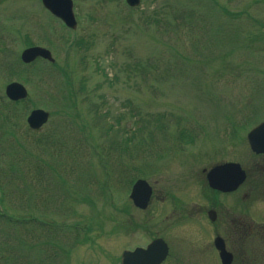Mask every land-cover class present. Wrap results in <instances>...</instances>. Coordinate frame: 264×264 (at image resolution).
I'll list each match as a JSON object with an SVG mask.
<instances>
[{"label": "rangeland", "instance_id": "374dc122", "mask_svg": "<svg viewBox=\"0 0 264 264\" xmlns=\"http://www.w3.org/2000/svg\"><path fill=\"white\" fill-rule=\"evenodd\" d=\"M72 1L74 29L40 0H0L7 23H0V186L8 194L0 205V264H59L69 257L70 264H119L122 250L164 231L190 250L201 247L198 264H218L212 226L206 223L205 234L197 228L204 222L196 210L216 197L199 185L202 168L229 153L223 145L244 149L246 133L264 119V0ZM79 39L81 49L74 45ZM28 43L48 48L56 63L20 62ZM12 80L26 87L27 98L9 105L4 86ZM36 107L50 117L31 130L26 116ZM62 109L90 121L92 129L82 122L83 132L89 128L95 144L84 142ZM171 144H194L183 166L184 155L165 154ZM137 177L153 190L143 211L128 198ZM222 197L230 201L231 194ZM31 214L69 225L53 236L67 245L56 253L41 245L38 260L27 253V244L52 235L39 221L17 220ZM85 227L92 241L77 243L74 232Z\"/></svg>", "mask_w": 264, "mask_h": 264}, {"label": "flooded vegetation", "instance_id": "af4514ba", "mask_svg": "<svg viewBox=\"0 0 264 264\" xmlns=\"http://www.w3.org/2000/svg\"><path fill=\"white\" fill-rule=\"evenodd\" d=\"M235 145L224 144L225 153H229L216 157L214 164L238 162L245 171V178L236 189H223L228 188L232 181L233 175L232 170H230L226 173L227 175L217 176L215 179L218 189L212 188L207 182V169L202 168L204 180L199 187L204 192L207 185V189L213 192L216 200L213 203H208L207 209L205 206L198 205L196 210L201 211L198 220H202L204 224L197 228L205 234L206 223L208 222L212 226L210 227L211 230L209 229L212 236L211 241L215 238L220 239L226 251L231 254L230 264H264V153H256L247 145L244 146V149ZM177 146L185 149L182 144ZM188 151L190 149L186 148V152L183 153L184 159L181 158L179 161L181 166L186 162L185 157L189 155L187 154ZM246 161L248 164H243ZM198 192V195H202L199 190ZM226 194H231L230 201H223L222 195ZM202 196L204 197V194ZM202 203H204L203 200ZM209 216H212L213 220ZM197 228L195 230L199 231ZM156 237H162L168 250L164 259L157 264H198L199 256L202 253V248L198 245L190 250L186 244L180 245L178 238L172 242V238L166 231L159 235L155 234L150 240ZM146 244L147 242L141 246ZM214 250L218 264H221L218 252L215 248Z\"/></svg>", "mask_w": 264, "mask_h": 264}, {"label": "water", "instance_id": "95a60500", "mask_svg": "<svg viewBox=\"0 0 264 264\" xmlns=\"http://www.w3.org/2000/svg\"><path fill=\"white\" fill-rule=\"evenodd\" d=\"M129 5L138 4L139 0H126ZM43 3L49 10L54 14L58 15L67 25L74 27L75 21L72 12V4L70 0H43ZM36 56L45 57L52 59L50 52L42 47L33 46L24 49L21 52V59L24 62L33 60ZM6 94L9 98L15 100L22 98L26 95L25 88L17 82H11L6 86ZM48 117V113L42 109H33L30 111L27 116V123L31 128H39ZM247 141L250 144V147L256 152H264V120L255 125L247 133ZM229 166V165H228ZM238 168L233 170L236 174V178L240 179L232 181L228 188L233 189L241 181L243 177V171L239 169V165H234ZM238 166V167H237ZM228 171L226 165L216 166L210 170L208 178L212 186H217L216 177L219 176V173H226ZM218 174V175H217ZM151 194V187L144 179H137L130 191V198L133 203L141 208H144L147 205L148 199ZM212 217V216H211ZM213 218V217H212ZM215 246L219 249V255L221 258L222 264H229L231 261L230 253L226 252L223 246V243L220 242V239H215ZM166 253V246L161 239H155L151 241L146 248L137 247L132 251H123L121 255L122 264H156L160 261Z\"/></svg>", "mask_w": 264, "mask_h": 264}, {"label": "trees", "instance_id": "16d2710c", "mask_svg": "<svg viewBox=\"0 0 264 264\" xmlns=\"http://www.w3.org/2000/svg\"><path fill=\"white\" fill-rule=\"evenodd\" d=\"M81 40L82 39H80V40H78V41H76V46H79V44L80 43H82L81 42ZM55 68H57V71H61L63 68L62 67H58L57 65H55ZM62 73V76L69 82V74L67 73V72H61ZM68 93H69V95H70V97L71 98H73V92L72 91H70V89H68V91H67ZM87 95H88V93H86ZM68 100H70V99H68ZM75 100V99H74ZM11 103L12 102H10L9 103V105H11ZM13 103H15V102H13ZM10 111H11V109H10ZM10 111H9V113H10ZM62 112L63 113H65V114H67L70 118L73 116V114L70 112V111H67V110H65V109H62ZM74 116H76L75 114H74ZM73 116V117H74ZM10 117V116H9ZM11 118V117H10ZM12 119V118H11ZM73 124H74V122H72ZM75 125V127H77L78 128V130L80 131V133L82 134V137L84 138V142H86V144H95V138H94V136L92 135L93 133H91L90 132V130H89V128H88V130H87V132H83V126H82V124L81 123H75L74 124ZM92 126V125H91ZM109 127H111L110 125H109ZM107 130H108V127L105 129V133H107ZM116 144V142L115 141H111L110 142V144ZM93 150H95L94 149V146H93ZM94 152V151H93ZM93 154H97V152H95V153H93ZM45 163H47L46 161H43V164H45ZM19 164V163H18ZM42 165V164H41ZM42 167V166H41ZM44 168H45V166H43ZM45 171H46V169H45ZM44 171V169L43 168H41L40 169V171H39V173H43V172H45ZM38 173V174H39ZM54 174H56V173H54ZM10 177V176H9ZM13 177H16V178H20L21 176H20V174H17V173H15V175L13 176ZM58 178H61V179H63L60 175H58ZM22 180H24V184H23V188H25V189H27V188H29V186L28 185H26L25 184V174H23L22 173ZM130 180H129V178H128V182H129ZM11 182V184L13 185V186H16V185H18L14 180H11L10 181ZM3 187H1L0 186V190H1V194L2 195H4L3 196V198L2 199H0V202L1 203H3V202H5L6 201V199H7V191H5V189L3 188ZM30 197V196H29ZM48 199H53V198H48ZM70 200H73V199H71L70 198ZM59 205H61V206H63V207H66V202L65 201H63V200H61L60 202H59ZM61 211H64L65 212V209H61ZM32 215V214H31ZM18 221H20V223H30V225H36V223H31L32 221L33 222H37V224H38V221L40 222V227H43V228H45V229H47V232H49V233H51L52 235H50V236H48L47 238V240L46 241H43V243H38V242H35V244H27L26 245V249H27V253H31V255H33V254H35L36 256H35V258L38 260V254L37 253H35V252H39V251H41L42 250V248L40 249V246L42 245L43 246V244L46 246H48L49 247V249H51V250H54V253H56V251H57V248H59V247H61V245H64V244H66L65 243V241L63 240H61V238H62V236L65 234V232H66V229H71V227H69V225H67L68 227H64L63 226V223L61 224L60 223V221L58 220H51V221H47V220H43V219H40L39 220V217H37V216H35V215H32V216H29L28 218H19V219H17ZM55 221V222H54ZM55 223V224H54ZM38 226V225H37ZM50 226H52V227H50ZM55 228V229H54ZM52 229H54V231H51ZM60 231L61 232V237H59V238H54L53 236L57 233V231ZM70 231V230H69ZM93 231V229L91 230V232ZM74 233H77V237H75L76 238V240H77V243H88L89 241H92V239H91V235H90V232H89V230L85 227L84 229H82V230H78V231H76V232H74ZM19 241H21V240H19ZM20 243H22V241L20 242ZM60 244V245H59ZM67 245V244H66ZM70 248L72 249V247L70 246ZM51 253V252H50ZM21 255H23L22 253H21ZM31 255H30V257H31ZM48 256V259H49V257H52V256H50L49 254L47 255ZM54 256V255H53ZM21 257H24V256H21ZM66 260H68L67 262H59V264H70L71 262H70V257H69V259H66ZM44 261V260H43ZM27 262L28 261H26V263L25 264H27ZM14 262L13 261H9V264H13Z\"/></svg>", "mask_w": 264, "mask_h": 264}]
</instances>
